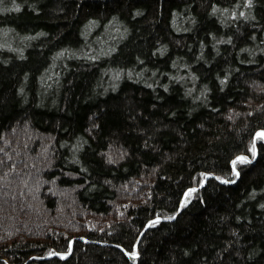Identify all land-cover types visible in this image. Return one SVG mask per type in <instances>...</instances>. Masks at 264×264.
Returning a JSON list of instances; mask_svg holds the SVG:
<instances>
[{
  "label": "trees",
  "instance_id": "obj_1",
  "mask_svg": "<svg viewBox=\"0 0 264 264\" xmlns=\"http://www.w3.org/2000/svg\"><path fill=\"white\" fill-rule=\"evenodd\" d=\"M262 128L264 0H3L0 264H264Z\"/></svg>",
  "mask_w": 264,
  "mask_h": 264
},
{
  "label": "snow or ice",
  "instance_id": "obj_2",
  "mask_svg": "<svg viewBox=\"0 0 264 264\" xmlns=\"http://www.w3.org/2000/svg\"><path fill=\"white\" fill-rule=\"evenodd\" d=\"M0 3H3V0H0ZM252 3H253V0H246V5L247 7H251L252 6ZM239 6V5H238ZM217 9L216 8H213V12H215ZM223 11H228L227 9H224ZM139 14V13H137ZM231 15L233 17H235L237 15V13L235 11H233L231 13ZM240 16H244V12L241 11ZM247 18V17H245ZM260 140V141H264V128L258 130L255 134V136L253 137L252 141L250 142V145H249V149H250V153L251 155H246V154H239L237 156H235L233 158V160L231 161L232 163V168H233V171H232V175H235L237 178L240 176V169L237 168V164L238 163H241V164H250L252 163V161L254 159H256V157L259 155V152H260V149H258L257 147V141ZM204 178H207L208 176H215L216 174L215 173H210V172H204L201 174ZM216 178L218 180H222L224 181L225 183H234L235 181L233 180H229L227 177H224V176H216ZM197 189L196 188H189L187 190V193H186V197L187 195H190L191 193L195 192ZM188 203V200L187 198H185L183 201H182V204H181V207H184L186 204ZM261 207H264V205H261ZM173 217L169 216V217H161L159 215L155 216L154 219L152 220H149L147 223L148 225H155V224H158L160 223L161 219H172ZM119 247L123 248V245H119ZM124 251L127 253L128 257L133 259V260H136L139 256H140V252L138 250H132V251H129L128 249L124 248ZM49 255H56V256H67L68 253L67 252H63V253H60V252H50ZM5 264H7V262H5Z\"/></svg>",
  "mask_w": 264,
  "mask_h": 264
},
{
  "label": "water",
  "instance_id": "obj_3",
  "mask_svg": "<svg viewBox=\"0 0 264 264\" xmlns=\"http://www.w3.org/2000/svg\"><path fill=\"white\" fill-rule=\"evenodd\" d=\"M202 185H203V184H202ZM202 185H201V186H202Z\"/></svg>",
  "mask_w": 264,
  "mask_h": 264
}]
</instances>
